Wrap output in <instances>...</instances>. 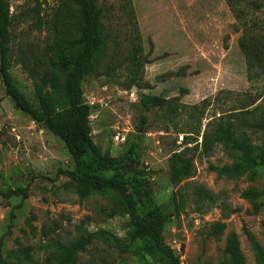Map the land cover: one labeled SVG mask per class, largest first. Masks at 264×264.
<instances>
[{"label": "rangeland", "instance_id": "obj_1", "mask_svg": "<svg viewBox=\"0 0 264 264\" xmlns=\"http://www.w3.org/2000/svg\"><path fill=\"white\" fill-rule=\"evenodd\" d=\"M99 1L105 6L109 36L82 81L84 98L92 106L93 141L119 159L132 149L138 174L166 216L164 242L182 263L237 264L229 251L234 235L242 264H263L254 243L264 251V195L245 194L264 192V164L241 165L244 152L238 146L246 144L251 156L264 163V135L236 134L209 155L197 152L192 166L173 180L170 156L185 147L183 135L161 116V109L145 110L139 98L178 97L186 105L215 100L204 114L200 143L214 111L237 106L240 93L264 92V73L248 82L239 47L242 38L247 47L246 35L264 41V7L238 20L224 0H131L135 20L130 22L120 0ZM9 4V70L15 84L34 101L33 82L46 70L48 50L68 33L73 6L69 0ZM135 34L141 56L133 66ZM132 79L139 87H129ZM141 117L146 119L143 127ZM189 122L182 116L174 119L178 125ZM72 165L64 144L16 109L0 80V191L29 185L24 196L0 199V261L47 264L54 250L87 239L84 250L77 251L76 264H169L147 238L137 235L122 195L111 190L81 194L60 172ZM235 166L236 174L218 171ZM197 185L214 197L205 211L197 210L191 195ZM174 196L184 200L183 207L176 197V208ZM217 224L225 226L220 234L213 230ZM23 248H29L28 256L16 254Z\"/></svg>", "mask_w": 264, "mask_h": 264}, {"label": "trees", "instance_id": "obj_2", "mask_svg": "<svg viewBox=\"0 0 264 264\" xmlns=\"http://www.w3.org/2000/svg\"><path fill=\"white\" fill-rule=\"evenodd\" d=\"M73 6V17L67 24V34L58 37L54 45L45 55L46 70L39 75V81L33 82L34 101L15 84L9 70L10 25L11 14L9 0H0V80L4 85V93L13 102L14 107L26 114L36 125L41 126L55 135L63 144L73 162L71 169L60 171L76 185L81 194L86 190L104 192L115 191L124 198L126 214L130 217L138 236L147 238L152 248L169 264H184L173 249L165 244L163 230L166 216L156 205L151 189L136 169L137 159L132 149L125 159L112 157L93 141L90 114L92 106L87 103L82 90V81L90 72L93 63L101 52L105 39L109 36L104 25L107 17L105 6L99 0H69ZM235 19H240L245 13L258 12L264 7V0H224ZM119 7L134 21L131 0H120ZM136 23V21H135ZM63 32V31H62ZM246 32H244L245 36ZM247 47L243 38L239 47L246 59L248 82L252 83L264 73V41L254 35H246ZM135 34L131 43L130 61L133 66L140 62L141 47ZM138 86L132 79L129 87ZM184 92V91H182ZM239 104L230 109L214 111L208 118L202 133L201 126L204 114L214 101L203 99L194 105L180 104L179 98L167 99L165 96L141 95L140 105L145 110L161 109L163 118L174 124V130L183 135L185 146L179 152L170 156L172 179L177 180L192 166L194 154L199 152L209 155L214 147L231 140L236 134L264 135V92L251 95L248 92L237 96ZM185 117L189 123L178 125L174 119ZM146 119L140 118V126ZM180 126V127H179ZM192 145V146H188ZM264 153V144L262 145ZM244 152L241 165L263 167V160L251 156L250 148L245 144L238 146ZM191 155H187L188 152ZM132 153V154H131ZM221 174L232 175L238 171V166L231 169H218ZM29 186V185H28ZM28 186L8 188L0 191V199L8 200L14 196H24ZM192 197L198 203L197 210L205 211L214 203V197L204 187L197 185L192 188ZM251 198L263 196L264 192L250 191L245 194ZM180 207L184 200L174 196L177 208V198ZM204 201H208L207 203ZM210 202V203H209ZM224 224L213 227L214 233L220 234ZM229 251L237 264H242L237 251V240L232 237ZM87 239L80 240L71 246H62L47 257V264H76L77 251L84 250ZM257 260L264 264V251L254 243ZM29 248L20 249V253L28 256ZM0 264H8L3 260Z\"/></svg>", "mask_w": 264, "mask_h": 264}, {"label": "water", "instance_id": "obj_3", "mask_svg": "<svg viewBox=\"0 0 264 264\" xmlns=\"http://www.w3.org/2000/svg\"><path fill=\"white\" fill-rule=\"evenodd\" d=\"M174 253H175V255H177V252L176 251H174Z\"/></svg>", "mask_w": 264, "mask_h": 264}, {"label": "built area", "instance_id": "obj_4", "mask_svg": "<svg viewBox=\"0 0 264 264\" xmlns=\"http://www.w3.org/2000/svg\"><path fill=\"white\" fill-rule=\"evenodd\" d=\"M116 139H118V137Z\"/></svg>", "mask_w": 264, "mask_h": 264}]
</instances>
